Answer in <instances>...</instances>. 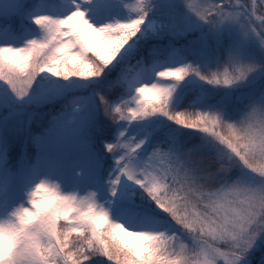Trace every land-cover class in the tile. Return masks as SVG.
I'll return each mask as SVG.
<instances>
[{
  "label": "snow or ice",
  "instance_id": "1",
  "mask_svg": "<svg viewBox=\"0 0 264 264\" xmlns=\"http://www.w3.org/2000/svg\"><path fill=\"white\" fill-rule=\"evenodd\" d=\"M0 264H264V0H0Z\"/></svg>",
  "mask_w": 264,
  "mask_h": 264
}]
</instances>
